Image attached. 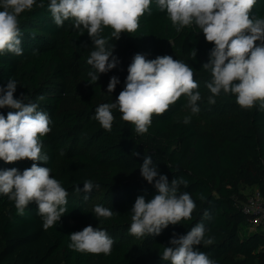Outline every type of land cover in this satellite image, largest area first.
Masks as SVG:
<instances>
[{
    "label": "trees",
    "instance_id": "1",
    "mask_svg": "<svg viewBox=\"0 0 264 264\" xmlns=\"http://www.w3.org/2000/svg\"><path fill=\"white\" fill-rule=\"evenodd\" d=\"M49 3L41 0L20 15L23 55L0 54V89L6 88L9 78L15 80L14 98L35 103L38 111L48 114L51 131L40 139L41 155L49 159L39 161L38 166L50 168L51 175L67 190V211L45 230L35 202L19 215L14 202L0 193V264H170L160 254L164 247H173V234L186 235L200 223L206 228L205 238L214 237V243L194 248L216 264H264V232L250 230L247 214L238 205V199H245L244 187L256 186L264 193V109L260 103L251 109L241 108L235 95L222 90L210 104L212 108L237 107L245 120L227 125L220 135L176 118L188 108L184 95L162 115H153L144 134L123 121L118 109L112 110L111 130H105L94 118L96 110L101 104L115 103L116 93L125 85L108 95L104 80L92 70L85 71L93 67L87 64L94 50L92 39L83 26L75 28L71 18L57 26ZM251 16L264 18V0H257ZM111 31L105 28L102 35L109 37ZM126 35L136 43L133 57L137 53L148 60L172 56L193 69L198 83L195 91H209L206 83L211 74L202 66L214 44L205 40L194 23L177 31L166 10L161 11L152 0L137 31ZM115 40L110 38L106 47ZM89 72L99 77L95 83L88 82ZM10 111L16 110L0 108L5 117ZM148 155L169 183L173 178L188 181L181 191L191 195L196 207L191 219L169 224L159 235L146 234L135 248L124 237L130 229L131 209L137 197L143 196L147 202L158 194L155 181L149 184L140 173ZM7 169H11L10 163L0 160V170ZM85 180L99 187L90 193L77 191ZM94 191L100 192L99 206L118 214L98 219L94 215L97 205H87ZM89 225L105 230L113 239L110 255L69 248V235Z\"/></svg>",
    "mask_w": 264,
    "mask_h": 264
},
{
    "label": "clouds",
    "instance_id": "2",
    "mask_svg": "<svg viewBox=\"0 0 264 264\" xmlns=\"http://www.w3.org/2000/svg\"><path fill=\"white\" fill-rule=\"evenodd\" d=\"M257 0H156L161 11L166 10L173 27L180 31L193 23L198 26L205 40L214 44L209 59L202 69L210 72L211 81L206 83L213 94L208 98L214 104V96L223 90L236 97V103L244 109L253 108L257 102L264 109V18H253L251 10ZM36 0H0V54L23 55L21 47L20 15L30 11ZM152 0H50L48 9L57 26L65 20L73 19L74 27L87 31L93 41V49L87 59L98 72L107 73L117 67L119 60L113 56V49L106 47L110 38L119 40L122 33H133L139 28L140 17L150 11ZM43 7V4L39 5ZM105 28L112 31L103 36ZM259 42V43H257ZM109 57H112L109 62ZM125 87L115 103L101 104L95 119L105 130H111L113 109L122 114L121 119L135 126L138 134L148 131L153 115H162L176 103L182 95L188 98L186 107L193 114L199 112L197 102L201 99L194 71L184 62L172 56H158L148 60L143 54H135L127 68ZM89 83H95L98 76L89 72ZM119 83L118 77H111L107 92L112 93ZM17 82L11 78L6 88L0 89V108L8 107L16 111L0 114V160L14 163L21 160L44 161L49 157L41 155V137L51 131V120L44 111H38L35 103L25 104L15 99ZM26 99V97H25ZM40 99H43L41 97ZM188 120H185L187 123ZM136 155V153H134ZM141 176L153 184L158 194L150 201L137 197L131 209L129 232L135 237L159 235L169 224L176 225L191 219L196 204L191 195L181 191L188 181L158 173L151 156H145L140 165ZM158 177V179H157ZM99 185L85 180L83 188L77 191L90 193ZM0 193L13 201L19 215L33 202L42 217L45 230L56 225L67 208L68 192L51 175V169L33 163L21 173L16 168L0 170ZM88 197L85 196V199ZM203 200V195L200 196ZM112 209L97 205L94 215L110 219ZM205 217L208 213L205 212ZM203 223L192 227L186 234H173L170 244L160 254L163 261L170 264H216V261L194 248L210 246L214 237L205 238ZM69 248L80 253L110 255L113 239L100 228L86 226L83 230L69 235Z\"/></svg>",
    "mask_w": 264,
    "mask_h": 264
},
{
    "label": "rangeland",
    "instance_id": "3",
    "mask_svg": "<svg viewBox=\"0 0 264 264\" xmlns=\"http://www.w3.org/2000/svg\"><path fill=\"white\" fill-rule=\"evenodd\" d=\"M40 1L41 0H36V3H39ZM0 10L3 9L0 8ZM113 47V56H115L119 60V63L117 64L116 68L111 69L107 73L100 74L94 67L85 68V71L92 70L94 73L100 76L104 80L106 87L108 86L111 77H118L119 83L116 85V88L121 89L122 86L125 85V83L123 84V82L126 80V76L128 74L127 68L132 62V55L135 50L136 43L132 38H128L126 33H122L119 40H115L108 46L109 49H112ZM111 60L112 57H109V62H111ZM120 92L121 90L116 93V98L118 97ZM107 94L110 95L111 93L107 92ZM200 94L201 99L197 102V106L200 109L199 112L193 114L189 107L184 108L176 115L177 119L190 120L194 122V124L200 131H213L217 135H220L227 125L233 123H240L241 121L245 120V115L239 108L232 106L228 107L227 109H213L212 105L208 103V98L212 96V94L209 91H203L200 92ZM213 98L215 99L216 97L214 96ZM42 150L43 148L41 149V152ZM33 163L39 165V161L25 159L10 163V168H16L22 173L23 170L30 168ZM244 188L247 191V187ZM92 194V200H89L87 203L89 207L99 205L100 203V192L94 191ZM121 236L118 235L117 238ZM124 237L127 238L132 243V246L135 248L139 247L141 242H143L144 238V236L135 237L131 235L130 232H127Z\"/></svg>",
    "mask_w": 264,
    "mask_h": 264
},
{
    "label": "built area",
    "instance_id": "4",
    "mask_svg": "<svg viewBox=\"0 0 264 264\" xmlns=\"http://www.w3.org/2000/svg\"><path fill=\"white\" fill-rule=\"evenodd\" d=\"M245 199H238V205L247 214L250 230L264 232V193L259 187L244 189Z\"/></svg>",
    "mask_w": 264,
    "mask_h": 264
}]
</instances>
